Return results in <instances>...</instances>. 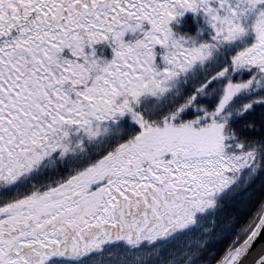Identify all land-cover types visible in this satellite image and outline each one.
Returning a JSON list of instances; mask_svg holds the SVG:
<instances>
[{
	"label": "snow or ice",
	"instance_id": "1",
	"mask_svg": "<svg viewBox=\"0 0 264 264\" xmlns=\"http://www.w3.org/2000/svg\"><path fill=\"white\" fill-rule=\"evenodd\" d=\"M0 264H264V0H0Z\"/></svg>",
	"mask_w": 264,
	"mask_h": 264
}]
</instances>
